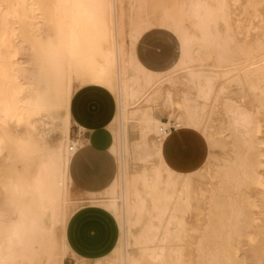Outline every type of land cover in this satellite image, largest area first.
<instances>
[{
  "label": "bare ground",
  "instance_id": "6f19581e",
  "mask_svg": "<svg viewBox=\"0 0 264 264\" xmlns=\"http://www.w3.org/2000/svg\"><path fill=\"white\" fill-rule=\"evenodd\" d=\"M127 1L0 0V264H64L66 258L75 264H142L137 251L155 264H190L189 233L199 232L189 221L192 211L198 212L194 179L205 178L203 164L213 174V162L219 158L215 150L225 147L233 156L214 172L220 193L203 195L210 208L203 210L207 222L195 243V262L243 264L238 254L241 233L252 245L254 237L264 242V225L254 216V195L264 203V143L259 138L264 27L252 24V39L238 40L230 23L229 0H186L180 12L189 25L186 29L181 20L174 27L179 61L171 72L150 74L135 54L141 37L128 20ZM250 1L254 9L256 2ZM220 26L225 36L217 31ZM22 49L32 53L30 67L20 61ZM198 52L208 54L219 69L214 76L199 68ZM84 86L113 94V122L120 124L119 131L111 124L114 142L109 152L115 170L98 191L77 188L73 175V161L83 143L70 138L69 106L75 90ZM228 87L249 89L257 106L240 105L234 112L225 104L219 113V95ZM187 88L194 89V98ZM156 103L180 126L161 141L156 137L167 124L155 117ZM223 111L234 114L235 147L221 133ZM133 122L140 124L142 138L132 150L128 127ZM193 134L203 138L207 154L182 161L181 145H191ZM54 137L55 143L50 141ZM71 144L74 152L69 151ZM133 160L144 170L136 172ZM144 189L153 193L152 210L142 197ZM84 206L103 207L118 224V242L105 259L80 258L67 243V223ZM144 213L150 216L149 232L137 237L135 228ZM257 247L252 246L253 254Z\"/></svg>",
  "mask_w": 264,
  "mask_h": 264
},
{
  "label": "rangeland",
  "instance_id": "374dc122",
  "mask_svg": "<svg viewBox=\"0 0 264 264\" xmlns=\"http://www.w3.org/2000/svg\"><path fill=\"white\" fill-rule=\"evenodd\" d=\"M236 1L237 3L235 2V0H229L230 12H231L230 14L231 22L230 23L233 29V33L235 34L238 40L245 39L246 37H247L246 40H251L252 37L254 36V31L253 29H251L252 27L251 25L254 24L255 26H258V27H264L263 25L264 24V2H262L261 0H254V2H256V4H254V9H255L254 10L250 6V2H251L250 0L249 2H246V0H240V1L236 0ZM182 4L186 8L187 1L186 0H128L127 1L126 8H127L128 20L130 21V23L134 24L135 28L139 30L138 33L140 34L141 38L146 33L150 32L151 30L160 29V30H157L155 32V35H153L152 37L149 35L144 37L142 41L140 42L141 44L140 49H142V52H144V54L146 55L149 61H153L157 63L155 66L153 64H150L149 62H146V63L143 62L145 66L156 67L157 71H164V72H153L149 70L148 68H146L140 62L136 54V46H137V43L139 42V39L141 38L138 39L135 45V54H136L137 60L143 66V69L145 70L146 73H150V74L162 73L163 74V73L171 72L175 64L179 61L180 47L178 43V52H179V55H178L177 53L178 38L174 31V27H175V24L179 23L181 20L184 22L185 28L186 26L188 27L189 25L187 21V17L181 15L180 9H181ZM247 5L249 6V8ZM242 6L244 7V9H242L243 8ZM241 12L243 13V15ZM244 12L246 15L248 14L249 16H246ZM258 20H263V22L261 23ZM161 30H166V31H161ZM217 31L220 33L221 36L226 35V30L224 29V27L220 26L217 29ZM238 35H240V37ZM199 53L200 52L196 54L197 57L199 56L201 57L200 59H202L199 62L200 64L199 68L202 69L206 75L210 77L214 76L215 73H217L219 69L215 68L208 54L200 56L201 53L200 54ZM31 56H32V53L30 52V50L22 49L21 55H20V58H21L20 61L23 63L24 66L30 67L29 62L31 60ZM220 87H221V83H218L216 86V90L217 91L220 90ZM188 89L190 88H187L186 90ZM189 94L192 98L196 96V92L194 91V89H190ZM219 99L220 101H219V105L217 109L219 113L221 112L220 110L223 109L225 104L232 106V110L234 112L237 111L240 105L248 109H251L253 106L255 107L257 106V101H256L254 94L247 88L240 90L235 87H228L226 89L225 94L219 95ZM255 107H254V110H255ZM222 114L224 117L225 125L221 129V133L223 134V136L230 138L228 142L231 143L232 146L235 147L236 145H238V143L235 142L232 137V126H231L233 124L232 117L234 114L231 112L226 113L224 111L222 112ZM154 115L159 120L161 121L165 120L163 122H166L168 120L169 113L161 109V107L159 106V103H156ZM171 120H174L175 122L179 124V121L174 119V117L171 118ZM259 120H260V125H261V128H260L261 132L259 133V138L264 143V115H259ZM39 126L41 129L42 125L39 124ZM113 126L116 129V131H119L120 124L118 121L115 122ZM109 128L113 135V131H112L113 127L111 128L110 126ZM141 130H142L141 126L138 122H133L129 124L128 140H129V144L132 150L139 144V142H141V138H142ZM21 131H23V129H21ZM55 138L56 137L52 138L50 141L55 143L57 140V138L56 140ZM70 138H72L71 135H70ZM186 140H187V137L185 141ZM188 140L190 139L188 138ZM191 140H193L191 142V145H189L188 143H185L183 146L181 145L182 153H181L180 158L182 161L189 162V161L200 160L203 156L207 154L206 145L201 136L197 134H193L191 136ZM262 151L264 153V145L262 146ZM229 152H230V147H225L222 150H215L216 156H219V158L220 157H224V158H221V159L218 158L217 160L213 162V165H214L213 174H208L206 172L208 167L207 165L203 164L201 165V174L204 175L205 178L200 179L196 177L194 179V192H193L194 193L193 195L194 206L196 210H198V212L199 210H202L203 216L198 215V212L196 211H192L191 217L189 219L191 226L192 227L194 226L196 229L197 228L199 229L198 233L197 232L189 233V235L191 236L189 239L190 240L189 242L191 244L190 248L192 251V261L190 262V264H196V262L198 261V258H199L198 245H196L195 243L197 242L198 244L200 242L203 236V231H204L206 222H207V218L204 215L206 214V211L204 212L203 210H208L210 208V200L207 198H204L203 195L205 191L209 192L210 194L220 193L219 186H217V184L219 183V179L218 180L214 179V176H215L214 172L217 171L218 169L221 170V168H218V167L225 164L227 161H229V159L227 158H230L231 156H233ZM108 153L110 154L109 150H108ZM110 156L113 160V157L111 154ZM131 167L134 168L136 172H140L144 170L143 169L144 167H142L141 163L138 160H133ZM254 193H256L255 187H254ZM210 194L208 195V197L210 196ZM105 195H106V192L102 193L101 197L104 198ZM142 197L146 201H148V210H152L151 198H153V193L150 195V191L147 189H144L142 193ZM254 201L256 202V205H257V207L254 208V216L259 219L257 224L264 225V203L263 201H261L260 196H257V195H254ZM94 207H98L104 210V208L100 206H94ZM142 221H143L142 224L135 228V234L137 237L140 235L142 236L146 235L149 232L148 230L150 226L149 214L144 213V215L142 216ZM153 234H154V231H153ZM239 239H240V244H239L240 246H239L238 254L240 255V261L243 264H264V245H263L264 242H261L262 239L260 237H254V240H255L254 245L256 247L258 246V243H259V246L262 245L260 247H257V253L255 254H253L251 250L252 246L254 245L250 244L245 234L241 233V235L239 236ZM109 255H107L106 257H108ZM136 256L138 258H142V261H143L142 264H150V263L155 264L153 263V261L149 260V258L147 257L148 255L144 254L142 256V254L139 251H137ZM106 257L101 258V259H105ZM64 264H75V262L71 258H66L64 259Z\"/></svg>",
  "mask_w": 264,
  "mask_h": 264
},
{
  "label": "crops",
  "instance_id": "0c3cea01",
  "mask_svg": "<svg viewBox=\"0 0 264 264\" xmlns=\"http://www.w3.org/2000/svg\"><path fill=\"white\" fill-rule=\"evenodd\" d=\"M157 30L160 29L146 33L137 43L136 54L143 65V62L155 66L157 64L149 61L140 49L142 39L148 35L152 37ZM177 53L179 55L178 42ZM145 67L153 72H164L157 71L156 67ZM73 95L69 106L70 135L71 139L81 140L83 143L73 161L74 181L77 188L98 191L109 182L115 170L108 150L114 142L109 127L116 115L117 102L109 90L99 86L80 87ZM65 232L70 249L76 256L88 261L109 255L119 238V227L114 217L94 206H84L77 210L69 219Z\"/></svg>",
  "mask_w": 264,
  "mask_h": 264
},
{
  "label": "built area",
  "instance_id": "2783aa9c",
  "mask_svg": "<svg viewBox=\"0 0 264 264\" xmlns=\"http://www.w3.org/2000/svg\"><path fill=\"white\" fill-rule=\"evenodd\" d=\"M167 126H161L159 129V133L158 136L156 137V139L158 141H161L164 137L168 136L169 134H171L172 132H174L176 129H179L180 126L177 122H175L174 120H167L166 121ZM74 140V139H72ZM77 141V140H76ZM76 146H74L73 144H71L69 146V151L70 152H74Z\"/></svg>",
  "mask_w": 264,
  "mask_h": 264
}]
</instances>
